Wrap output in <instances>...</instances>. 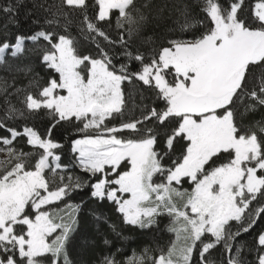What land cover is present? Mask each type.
Returning <instances> with one entry per match:
<instances>
[{
    "label": "snow or ice",
    "instance_id": "snow-or-ice-1",
    "mask_svg": "<svg viewBox=\"0 0 264 264\" xmlns=\"http://www.w3.org/2000/svg\"><path fill=\"white\" fill-rule=\"evenodd\" d=\"M21 9L36 30L0 38V264H88L69 258L76 221L60 215L85 186L123 224L167 217L174 237L100 264H249L245 248L264 264V0H9L0 15L18 25ZM29 42L56 75L40 81ZM126 84L141 90L132 109ZM42 114L44 132L27 123ZM74 119L95 133L71 141L88 183L59 174L52 132Z\"/></svg>",
    "mask_w": 264,
    "mask_h": 264
},
{
    "label": "trees",
    "instance_id": "trees-1",
    "mask_svg": "<svg viewBox=\"0 0 264 264\" xmlns=\"http://www.w3.org/2000/svg\"><path fill=\"white\" fill-rule=\"evenodd\" d=\"M9 0H0V6L8 3ZM249 6L251 0H248ZM248 9H245V15ZM19 21L18 25H13L6 17L0 15V38L3 35L11 38L16 34H23L28 36L33 33L38 25L32 20L28 19L25 15L24 9L20 10L19 16L16 17ZM3 26H7V30ZM114 27V25H113ZM72 34L79 40L78 49L81 53L87 55L91 51L90 44L79 36L75 27L72 29ZM115 34V32H113ZM28 52L27 57L31 58L36 63V72L39 74L40 81L43 82L51 76L56 75L54 72H49L46 68L39 65L36 61V54L34 52V46L32 43L26 45ZM119 66L117 62V67ZM135 65H133V68ZM126 97L128 99V109H132L134 105H138L141 102V90L138 86H133L130 84L124 85ZM144 97L148 96L147 92L143 93ZM154 99V97H153ZM128 112L126 111V115ZM22 123V122H21ZM29 125H35L40 132H44L48 128V117L41 115L40 118L36 120H28ZM113 125L116 123L115 120L111 122ZM78 127H82V124L78 120H73L71 123H63L57 126L52 132V139L57 142L60 147L55 149L56 154L60 156V165L62 169L60 170V175L65 177H79L81 181L86 183L89 182V176L86 175L81 167L77 163V154L72 151L71 141L77 138H82L87 133H92V129L86 130V132H78ZM184 142L178 143L176 145L175 153L169 152V156L172 160H175L183 150L181 145ZM28 151L29 149H25ZM158 151L163 150L162 146L157 148ZM32 151H40L39 149H32ZM36 157L32 158V162H35ZM170 163V161H169ZM121 170H128L126 167V162L121 165ZM46 174L51 176L50 173ZM185 183L183 186H188ZM92 189L89 186H85L81 189H77L72 192L69 198H66V203L71 205V208L78 207V210L73 212L72 219L76 221V231L72 234V239L69 242L68 251L69 258L73 261L79 262L81 260H87L88 264H100V260L103 256L109 254V248L111 252L116 254L118 260L123 261L125 257H128L132 252L142 253L145 249L149 250V255H158L160 250H167L170 241L174 238L171 233L166 230V226L169 223L167 217H161L158 228L142 230L135 226L125 225L121 221L120 215L115 211V206L108 201L100 202L98 199L91 196ZM64 208V212L68 211L70 208H65L64 204H61ZM103 214L106 221H98L96 219L97 215ZM115 223L119 225V231L121 235L117 237L109 227V224ZM259 228H264V224H260ZM256 233L245 234L242 237V242H245L248 247H251L252 241L255 239ZM111 241V245H106L105 240ZM87 244V249L84 245ZM119 249V251H117ZM221 250L216 251V255L219 256ZM255 253H249L248 249L245 248L242 253V258L251 264L254 260Z\"/></svg>",
    "mask_w": 264,
    "mask_h": 264
},
{
    "label": "rangeland",
    "instance_id": "rangeland-1",
    "mask_svg": "<svg viewBox=\"0 0 264 264\" xmlns=\"http://www.w3.org/2000/svg\"><path fill=\"white\" fill-rule=\"evenodd\" d=\"M169 79H171V77H169ZM64 94H66V93H64ZM60 163V162H59ZM123 163V162H122ZM63 168V167H62ZM61 168V169H62ZM183 188H185V189H189L190 190V186L188 185V186H183ZM61 206V208L62 209H64L63 207H62V205H60ZM65 207V206H64ZM73 208H70L68 211H65V212H62V213H60V215H62V216H64V218H65V220H67L68 219V217H67V213H72V215H73Z\"/></svg>",
    "mask_w": 264,
    "mask_h": 264
}]
</instances>
